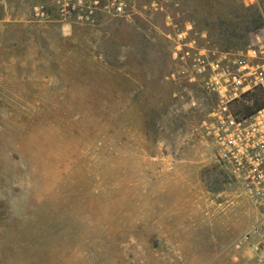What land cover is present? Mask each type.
Masks as SVG:
<instances>
[{"label":"rangeland","instance_id":"obj_1","mask_svg":"<svg viewBox=\"0 0 264 264\" xmlns=\"http://www.w3.org/2000/svg\"><path fill=\"white\" fill-rule=\"evenodd\" d=\"M40 1L0 0V264H256L188 65L264 46V0H136L92 23L37 20Z\"/></svg>","mask_w":264,"mask_h":264},{"label":"built area","instance_id":"obj_2","mask_svg":"<svg viewBox=\"0 0 264 264\" xmlns=\"http://www.w3.org/2000/svg\"><path fill=\"white\" fill-rule=\"evenodd\" d=\"M135 1L41 0L32 6V15L37 20L53 16L92 23L101 14L129 13ZM188 28L192 29V25ZM214 53L209 48H196L188 65V79L199 82L213 97L202 121L205 135L217 160L239 183L254 212L250 228L236 244L239 262L249 258L264 264V104L252 112L241 108L254 89L264 93V46L227 51L216 57Z\"/></svg>","mask_w":264,"mask_h":264},{"label":"trees","instance_id":"obj_3","mask_svg":"<svg viewBox=\"0 0 264 264\" xmlns=\"http://www.w3.org/2000/svg\"><path fill=\"white\" fill-rule=\"evenodd\" d=\"M264 104V93L260 88L254 89L248 97V102H244L242 107L247 112H252Z\"/></svg>","mask_w":264,"mask_h":264}]
</instances>
